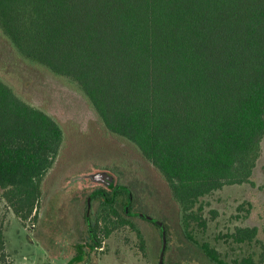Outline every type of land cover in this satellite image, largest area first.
Returning <instances> with one entry per match:
<instances>
[{
  "label": "trees",
  "instance_id": "16d2710c",
  "mask_svg": "<svg viewBox=\"0 0 264 264\" xmlns=\"http://www.w3.org/2000/svg\"><path fill=\"white\" fill-rule=\"evenodd\" d=\"M0 36L14 61L77 91L108 134L153 165L208 264H264V253L230 263L190 230L205 225V196L254 184L264 140V0H0ZM65 141L60 120L0 74V196L23 222L44 198ZM257 234L238 226L231 237ZM0 264H10L2 226Z\"/></svg>",
  "mask_w": 264,
  "mask_h": 264
},
{
  "label": "rangeland",
  "instance_id": "374dc122",
  "mask_svg": "<svg viewBox=\"0 0 264 264\" xmlns=\"http://www.w3.org/2000/svg\"><path fill=\"white\" fill-rule=\"evenodd\" d=\"M7 47L0 36V74L25 98L56 116L66 133L64 148L54 169L44 180V198L26 222L0 196V227L4 229L10 264H63L66 259L58 260L57 253L52 249L56 238H62V234H57L50 224L40 223L38 212L41 204L47 198L49 187H54L56 181L68 178L70 171L88 172L94 167L105 166L117 170L123 180L147 181L150 184L149 192V187H144L146 190L141 197L148 200L150 210L167 221L172 243L178 251V246L187 242L179 225L178 207L173 201L168 202L165 196L168 187L153 165L146 162L133 146L108 134L77 91L44 70L20 65L13 60ZM262 148L253 176L254 184L226 185L205 196L202 199L205 225L193 222L190 226L200 242H209L230 263L250 254L258 258L264 253V140ZM82 203V200L77 202L79 208H83ZM51 204H55V201ZM238 226L257 227L256 238L252 241H235L231 233ZM65 241L68 247L73 239ZM105 241L107 252L100 255V259L97 255L95 264H150L141 257L136 247L137 238L129 228L113 230ZM154 242L156 245L160 242L159 233L155 234ZM192 264L198 263L194 261Z\"/></svg>",
  "mask_w": 264,
  "mask_h": 264
},
{
  "label": "flooded vegetation",
  "instance_id": "af4514ba",
  "mask_svg": "<svg viewBox=\"0 0 264 264\" xmlns=\"http://www.w3.org/2000/svg\"><path fill=\"white\" fill-rule=\"evenodd\" d=\"M98 171L107 174L101 182L84 184L81 179L77 180L84 174ZM68 174V178L58 181L59 183L56 181L54 187H49L47 198L38 212L40 223L50 224L57 234H62V238H56L52 249L57 253L58 260L66 259L63 264H95L97 255L100 259V255L107 252L105 239L112 235L113 230L121 227H127L135 234L136 247L141 257L150 264H160L161 256V264H192L194 261L198 264H208L210 261L200 245H195V249L193 243L188 240L187 244L178 246V251L174 248L167 221L150 210L147 206L148 200L145 201L141 197L147 187L148 192L150 190L147 181L123 180L119 172L109 166L94 167L88 172L70 171ZM164 182L168 187L165 196L170 202V187L165 180ZM53 200L55 204L52 205ZM81 200L83 208L77 205ZM156 218L160 219L166 228L165 249L163 228L155 221ZM180 219L179 215V221ZM113 223L118 226L113 227ZM179 225L184 231L181 222ZM158 233L160 242L156 245L154 240L155 234ZM69 238L73 241L67 247L65 240Z\"/></svg>",
  "mask_w": 264,
  "mask_h": 264
},
{
  "label": "water",
  "instance_id": "95a60500",
  "mask_svg": "<svg viewBox=\"0 0 264 264\" xmlns=\"http://www.w3.org/2000/svg\"><path fill=\"white\" fill-rule=\"evenodd\" d=\"M106 175H107L106 172L98 171V172H92V173L84 174V175L78 177L77 179L86 180V181H89L91 183L101 182ZM155 221L158 222L163 228V236H164V247H163V249H165V246L167 245L165 225L160 219L156 218ZM162 259H163V256H161V262H162ZM161 262H160V264H161Z\"/></svg>",
  "mask_w": 264,
  "mask_h": 264
}]
</instances>
